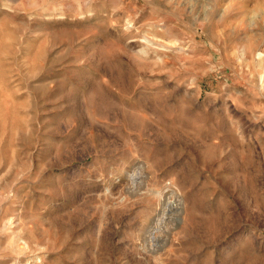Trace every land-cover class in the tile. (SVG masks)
I'll return each instance as SVG.
<instances>
[{
    "label": "rangeland",
    "instance_id": "obj_1",
    "mask_svg": "<svg viewBox=\"0 0 264 264\" xmlns=\"http://www.w3.org/2000/svg\"><path fill=\"white\" fill-rule=\"evenodd\" d=\"M0 264H264V0H0Z\"/></svg>",
    "mask_w": 264,
    "mask_h": 264
},
{
    "label": "bare ground",
    "instance_id": "obj_2",
    "mask_svg": "<svg viewBox=\"0 0 264 264\" xmlns=\"http://www.w3.org/2000/svg\"><path fill=\"white\" fill-rule=\"evenodd\" d=\"M140 166V165H139ZM136 168H137V166H136ZM134 169L135 171L133 172V174L132 175H134L136 172H138L140 169ZM142 169V168H141ZM140 173H138V175H139ZM137 175V174H136ZM135 175V176H136ZM173 192V191H172ZM174 195V194H173ZM163 200L165 201V203L169 206V205H172V204H180V203H178V202H176V200H171V195H168V194H163ZM177 197V196H176ZM180 201V200H179ZM183 203V202H182ZM181 203V204H182ZM165 206V205H164ZM166 207V206H165ZM169 209V208H168ZM184 211V210H183ZM165 214V213H164ZM161 216V215H160ZM163 218V216L159 219L158 218V220H161ZM156 221V220H155ZM154 221V222H155ZM157 222V224L155 225V226H153V227H151V229L149 228L148 230H147V241H148V239H150V240H152L153 241V239H155L154 237H156V231L159 229L158 227H159V224H160V221L158 222V221H156ZM164 222V221H163ZM166 222V221H165ZM155 224V223H154ZM10 228V227H9ZM159 236V235H158ZM150 242V241H149ZM148 242V243H149ZM147 243V244H148ZM150 244V243H149ZM153 246V245H152ZM148 247H151V246H148ZM154 248H156V247H154ZM151 250V249H150ZM153 250H156V249H153ZM21 262V261H20ZM19 262V263H20Z\"/></svg>",
    "mask_w": 264,
    "mask_h": 264
}]
</instances>
